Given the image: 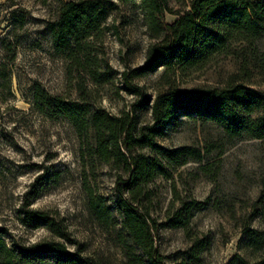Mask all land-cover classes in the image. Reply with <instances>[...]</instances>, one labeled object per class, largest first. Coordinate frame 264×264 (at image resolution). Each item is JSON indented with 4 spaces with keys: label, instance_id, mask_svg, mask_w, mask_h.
<instances>
[{
    "label": "rangeland",
    "instance_id": "374dc122",
    "mask_svg": "<svg viewBox=\"0 0 264 264\" xmlns=\"http://www.w3.org/2000/svg\"><path fill=\"white\" fill-rule=\"evenodd\" d=\"M67 1L76 0H0V235L8 244L26 246L64 242L69 252L90 258L93 264H132L118 243V234H123L120 224L104 231L86 210L84 177L93 193L112 205L115 171L96 165L92 172L87 159L81 160V145L69 123L44 118L28 102L35 82L51 95L80 99V79L69 61L53 50L46 31L47 23L56 20L60 4ZM167 1L170 12L165 21L171 24L188 9L190 0ZM105 26L99 56L109 66L112 79L100 86L83 83L88 90L85 98L112 115L133 112L140 124L151 121L150 111L138 109L141 97L128 93L121 74H127L129 83L152 101L157 93L169 89L223 87L233 76L245 77L241 55L253 47L264 49L263 34L252 47L233 44L230 54L214 56L197 70L173 73L160 67L133 77L132 71L148 66L146 50L151 43L137 2L119 4ZM247 68L251 71L243 82L264 95L263 77L250 64ZM156 142L166 148L217 147L203 163L190 162L174 170L170 179L156 178L148 185L150 216L158 225L153 235L159 263L252 264L262 260L264 245L262 251H252L244 232L250 228L262 233L256 237L264 243V201H260L264 195V140L228 141L217 126L182 118ZM204 165H213L209 173L200 170ZM41 176L35 187L39 195L27 209L47 212L60 222L65 240L46 228L32 229L22 223L25 195ZM191 200L205 205L190 212L185 228L164 226L182 202ZM194 246L202 248L197 259L193 258ZM50 260L46 258V262Z\"/></svg>",
    "mask_w": 264,
    "mask_h": 264
},
{
    "label": "trees",
    "instance_id": "16d2710c",
    "mask_svg": "<svg viewBox=\"0 0 264 264\" xmlns=\"http://www.w3.org/2000/svg\"><path fill=\"white\" fill-rule=\"evenodd\" d=\"M135 2L151 40L146 50L148 66L131 72V76L140 77L147 70L160 67L173 73L197 70L214 56L230 54L233 44L252 47L264 34V0H190L188 9L171 24L165 21V14L170 12L167 0L67 1L60 4L56 20L46 25L53 50L69 61L80 79V99L66 100L51 95L35 82L28 98L30 108L48 120L63 119L69 123L81 145V160L87 159L92 172L96 165L115 171L117 187L112 205L105 197L93 193L84 177L86 210L104 231L120 224L123 234H118V243L132 264H160L153 235L158 225L150 216L148 185L156 178L170 179L174 170L190 162L203 163L217 147L208 144L203 150L192 146L166 148L156 139L167 129L176 128L182 118H189L217 126L228 141L264 140V95L243 82L251 71L248 64L264 79V49L258 51L253 47L251 52L241 55L245 77L233 76L223 87L169 89L157 93L152 101L142 94L141 88L131 85L123 73L128 93L141 97L137 107L148 109L151 121L140 124L133 112L112 115L85 98L88 90L83 83L100 86L112 79L98 48L107 29L105 22L119 4ZM221 155L219 150L218 157ZM212 166H200V170L209 173ZM42 179L43 176L39 177L25 195L22 223L32 229L46 228L65 240L67 234L60 222L47 212L27 209L30 201L39 195L35 187ZM204 205L196 200L182 202L164 226L185 228L190 212ZM244 233L249 248L262 251L263 240L256 237L262 233L250 228ZM201 249L194 246V259ZM0 264L93 263L90 258L69 252L64 242L51 240L26 246L8 244L0 235ZM252 264H264V258Z\"/></svg>",
    "mask_w": 264,
    "mask_h": 264
}]
</instances>
